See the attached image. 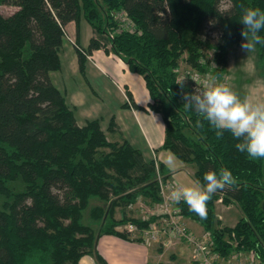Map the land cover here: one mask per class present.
<instances>
[{
  "label": "trees",
  "instance_id": "trees-1",
  "mask_svg": "<svg viewBox=\"0 0 264 264\" xmlns=\"http://www.w3.org/2000/svg\"><path fill=\"white\" fill-rule=\"evenodd\" d=\"M226 1L227 8L224 0H0L18 8L0 13V264H80L84 255L108 264L97 248L102 235L141 241L121 227L132 222L144 228L155 219L127 218L125 212L117 218V209L140 199L159 203V176L170 180L163 162L146 160L127 139L109 140L99 119L80 126L53 82L66 27L75 21L79 35L83 18L94 35L87 48L74 42L81 69L97 49L121 57L144 76L150 108L164 117L162 148L193 166L196 181L221 168L236 178L213 195L206 218L181 201L183 216L210 232L222 257L254 252L264 264V159L239 152L228 132L218 139L207 121L183 106V94L201 85L177 71L181 62L203 71L201 37L216 33L225 43L215 74L224 75L228 46L243 39L241 5L264 10V0ZM120 9L135 21L136 33L118 29L114 15ZM257 47L264 75V45ZM220 200L237 207L233 225L222 223Z\"/></svg>",
  "mask_w": 264,
  "mask_h": 264
},
{
  "label": "crops",
  "instance_id": "crops-1",
  "mask_svg": "<svg viewBox=\"0 0 264 264\" xmlns=\"http://www.w3.org/2000/svg\"><path fill=\"white\" fill-rule=\"evenodd\" d=\"M66 33L60 51L61 69L51 72V77L75 110L77 123L84 126L89 120L99 119L109 140L120 142L127 139L142 151L146 160L157 159L166 165L167 158L171 157L166 166L170 170V180L177 186L193 185L196 182L192 176L194 172L186 170L185 163L176 156L178 160H175L169 154L171 151L162 148L166 123L161 113L150 108L152 98L144 76L132 72L121 57L104 49L94 50L86 56L83 71L73 42L78 38L80 44L87 48L94 31L83 18L79 35L75 21L67 25ZM229 56L230 63L231 53ZM113 120L116 129L112 131L110 125ZM185 221L195 233L205 231L195 220L185 218ZM97 248L108 264H194L193 253L190 258L185 256V244L148 245L143 240H126L104 234L99 238ZM80 264L97 262L92 255H84Z\"/></svg>",
  "mask_w": 264,
  "mask_h": 264
},
{
  "label": "clouds",
  "instance_id": "clouds-1",
  "mask_svg": "<svg viewBox=\"0 0 264 264\" xmlns=\"http://www.w3.org/2000/svg\"><path fill=\"white\" fill-rule=\"evenodd\" d=\"M241 9L240 22L244 25L241 48L250 54L257 45H264V36L260 34L264 30V10L244 5ZM177 84L183 87V81ZM182 99L183 106L207 121L218 139L228 132L238 141L235 147L239 152L254 161L264 159V102L251 103L247 98L241 99L231 87L218 83L211 74L201 87L184 93ZM170 160L168 157L167 161ZM235 183L236 178L229 169L209 170L203 175V183L196 181L191 186H178L170 191L169 196L177 204L183 201L190 211L204 219L207 203L213 195Z\"/></svg>",
  "mask_w": 264,
  "mask_h": 264
},
{
  "label": "built area",
  "instance_id": "built-area-1",
  "mask_svg": "<svg viewBox=\"0 0 264 264\" xmlns=\"http://www.w3.org/2000/svg\"><path fill=\"white\" fill-rule=\"evenodd\" d=\"M114 16L119 23L118 29L131 33L137 32V25L127 11L120 9L115 12ZM114 35L115 32L111 31V38H113ZM217 36L216 33H211L209 37L207 35L201 37L204 43L201 53L209 50L213 45L212 41L214 40V42L219 43V46L225 43L222 39H218ZM210 51L214 52L212 53V56L204 53L201 54L199 58L198 62L204 67L203 71L187 66L183 70L185 75L190 76V78L201 86L204 79L209 74L215 76L217 80L221 77L225 78L224 75L219 78V75L217 76L215 74V70L219 68L218 60L216 59V54L219 50L214 48ZM181 70L182 69L179 68L177 71L182 74ZM159 181L162 200L159 203L151 205V208L149 207L150 205H146L145 207L148 208L149 215L141 218L142 220H147L150 217H155L154 221L144 228H140L137 224L129 222L125 229L131 233V235L139 234V237L143 242L148 245L161 243L162 245L167 246L178 243H188L192 246V263L194 262V264H262L254 252H237L228 258L222 257L221 254L215 251V243L210 232L204 231L203 233L198 234L192 231L187 225L185 217L181 212L180 203L177 204L170 199V191L178 187L176 182L172 180L164 182L161 176H159ZM243 258L247 261L242 262Z\"/></svg>",
  "mask_w": 264,
  "mask_h": 264
},
{
  "label": "rangeland",
  "instance_id": "rangeland-1",
  "mask_svg": "<svg viewBox=\"0 0 264 264\" xmlns=\"http://www.w3.org/2000/svg\"><path fill=\"white\" fill-rule=\"evenodd\" d=\"M227 4L228 2L224 0L223 7L227 8ZM17 9V7L8 4L0 5V13L4 16L11 15ZM243 39L239 44H233L228 46L229 53H231V62L229 63L230 56L228 54V63L225 70L226 74H224L226 80L224 77H219L220 81L217 80V82L227 84L229 87H231L233 91H235L240 96L241 99L247 98L251 103L264 102V75L263 68L259 64L258 47H256V50L253 53L248 54L241 48V43L243 42ZM214 41H212L213 45L210 47V49L204 52L207 53L209 56H212V53H214L210 50H213L214 48L216 50H219L221 49V46H223H219V43H216ZM185 67L186 65L184 64V62H181L182 74H184L183 70ZM169 154L170 156H172V158L178 160L176 159L175 155H173V153ZM184 168L186 170L191 169L190 171L193 172L195 170V168L190 165H184ZM146 205L147 204L144 203L143 200H140L139 202L127 207L126 209H122L120 207L116 211V217L121 218L123 216V212H125L124 214L127 218H142L144 216H148L149 211L148 208L145 207ZM149 207L151 208V206ZM218 212L222 214L221 221L224 225H233L236 219L240 218L239 211L235 205H227L222 201L218 203ZM125 227L126 225L122 226V228ZM132 238L140 237L139 234H136L132 235ZM179 244H185V246H187V248L185 249V256L190 258L192 256V246H190V244L188 243H178L177 245ZM243 261L246 262L247 260L243 258L242 262Z\"/></svg>",
  "mask_w": 264,
  "mask_h": 264
}]
</instances>
